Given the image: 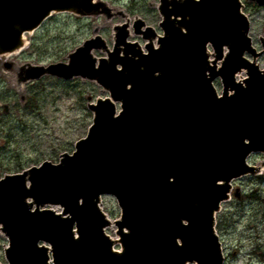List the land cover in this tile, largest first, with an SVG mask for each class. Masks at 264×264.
<instances>
[{
	"label": "water",
	"instance_id": "95a60500",
	"mask_svg": "<svg viewBox=\"0 0 264 264\" xmlns=\"http://www.w3.org/2000/svg\"><path fill=\"white\" fill-rule=\"evenodd\" d=\"M243 8L241 0H160L162 34L134 20L144 48L129 40L127 17L114 26L113 49L96 28L68 62L18 67L19 92L44 75L81 76L110 96L88 103L93 122L72 153L0 178L8 264H224L216 214L233 181L264 164L248 162L264 153V37L258 51ZM65 11L126 17L105 0H0V56L21 51L26 33ZM104 195L121 208L119 238L106 232Z\"/></svg>",
	"mask_w": 264,
	"mask_h": 264
},
{
	"label": "rangeland",
	"instance_id": "374dc122",
	"mask_svg": "<svg viewBox=\"0 0 264 264\" xmlns=\"http://www.w3.org/2000/svg\"><path fill=\"white\" fill-rule=\"evenodd\" d=\"M106 1L111 7L123 10L131 22L135 16H140L148 25L159 29L162 18L157 7L160 0ZM242 1L251 20L250 36L261 50L264 6L249 0ZM126 19L118 16L108 21L105 16L54 13L39 29L27 35V44L20 53L0 56V102L9 106V113L4 114L1 110L0 115V178L6 173L20 172L31 165L41 164L44 160L57 162L60 154L73 152L74 144L87 135L93 122V113L88 108L89 97L96 101L99 97L108 96L97 82L81 78L65 82L45 77L25 84L19 92L17 68L27 62L47 65L65 61L69 52L94 36L96 28L112 47L113 27ZM131 31L130 40L144 46L142 37L134 34L133 28ZM94 53L98 57L106 56L105 52L98 50ZM5 61L14 62L9 71L4 68ZM258 62L263 68L264 55ZM215 83L221 92L220 81ZM22 95H26L24 101ZM248 162L251 165L262 164L264 154H252ZM237 187L243 196L240 199L232 196L216 215V229L222 242L225 264H264V164L259 175L235 180L234 188ZM55 209L61 210L59 207ZM103 210L112 222L121 217V208L111 195L103 197ZM116 229L112 223L107 232L116 237ZM8 243L6 236H0L1 264H8L5 257Z\"/></svg>",
	"mask_w": 264,
	"mask_h": 264
},
{
	"label": "flooded vegetation",
	"instance_id": "af4514ba",
	"mask_svg": "<svg viewBox=\"0 0 264 264\" xmlns=\"http://www.w3.org/2000/svg\"><path fill=\"white\" fill-rule=\"evenodd\" d=\"M65 81V80H64Z\"/></svg>",
	"mask_w": 264,
	"mask_h": 264
}]
</instances>
